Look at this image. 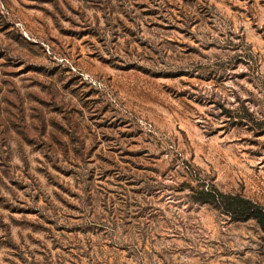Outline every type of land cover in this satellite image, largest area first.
Instances as JSON below:
<instances>
[{
	"label": "rangeland",
	"instance_id": "374dc122",
	"mask_svg": "<svg viewBox=\"0 0 264 264\" xmlns=\"http://www.w3.org/2000/svg\"><path fill=\"white\" fill-rule=\"evenodd\" d=\"M202 180L264 209V0H0V264H264Z\"/></svg>",
	"mask_w": 264,
	"mask_h": 264
},
{
	"label": "trees",
	"instance_id": "16d2710c",
	"mask_svg": "<svg viewBox=\"0 0 264 264\" xmlns=\"http://www.w3.org/2000/svg\"><path fill=\"white\" fill-rule=\"evenodd\" d=\"M195 192L198 202L212 203L238 220L254 218L264 231V209L258 203L238 194L223 193L203 180L197 183Z\"/></svg>",
	"mask_w": 264,
	"mask_h": 264
}]
</instances>
